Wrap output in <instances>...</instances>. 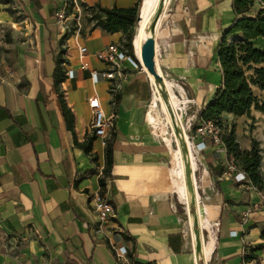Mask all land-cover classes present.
Here are the masks:
<instances>
[{
    "label": "crops",
    "instance_id": "obj_1",
    "mask_svg": "<svg viewBox=\"0 0 264 264\" xmlns=\"http://www.w3.org/2000/svg\"><path fill=\"white\" fill-rule=\"evenodd\" d=\"M142 2L0 0V264H246V259L264 264V201L254 207L259 193L237 182L212 151L199 153L187 142L189 124L222 88L223 39L244 16L261 26L264 2L255 0L248 13L237 15L234 0H164L147 32L155 38L156 67L170 85L171 106L172 93L176 108L187 103L181 114L188 120L184 137L179 110L169 106L180 139L186 137L181 158L169 126L183 213L175 203L169 147L149 127L157 86L134 44L137 25L128 46L123 32L87 21L99 6H138L139 12ZM66 6L80 15V32L65 34L55 24L52 13ZM30 24L32 34L26 29ZM253 43L264 49V37ZM109 44L122 45L138 67L100 61L96 54ZM82 46L88 50L85 58ZM84 61L88 69L81 68ZM70 69L77 71L73 79L67 76ZM111 69L115 78L98 83L91 78L92 71ZM253 90L264 101V90L256 85ZM94 98L113 117L111 138L93 132ZM254 119L251 131L248 123ZM221 122L224 130L234 131L242 151H250L254 140L264 150L263 112L254 107L250 116L224 112ZM98 193L113 204L116 217L94 239L92 199ZM248 210L244 232L235 235ZM114 231L126 243L125 257H117L111 245ZM25 238L32 248L15 249Z\"/></svg>",
    "mask_w": 264,
    "mask_h": 264
},
{
    "label": "trees",
    "instance_id": "obj_2",
    "mask_svg": "<svg viewBox=\"0 0 264 264\" xmlns=\"http://www.w3.org/2000/svg\"><path fill=\"white\" fill-rule=\"evenodd\" d=\"M254 5L255 0H234L237 15L248 13ZM137 17L138 6L111 9L99 6L87 16V21L94 23V27H101L111 33L123 32L127 39L126 43L130 46L135 34ZM231 37L238 40H230ZM259 37H264V26H259L255 18L248 16L238 19L227 32L219 53L223 74L222 88L218 90L206 110L199 114L193 131L200 118L222 124L221 117L224 112L243 116L249 115L254 107L264 113V101H261L253 90V85L264 90V49L256 47L253 43ZM57 61L61 62L60 59ZM60 72V68L55 71L56 84L61 80ZM223 140L237 164L251 181L264 191V177L260 168L262 155L258 142L253 141L250 151H242L233 130L226 131ZM107 152H110V147Z\"/></svg>",
    "mask_w": 264,
    "mask_h": 264
},
{
    "label": "built area",
    "instance_id": "obj_3",
    "mask_svg": "<svg viewBox=\"0 0 264 264\" xmlns=\"http://www.w3.org/2000/svg\"><path fill=\"white\" fill-rule=\"evenodd\" d=\"M55 24L65 33H76L80 32L82 24L80 15L69 10V6L60 8L52 13ZM29 34L34 33L33 24L26 26ZM81 57L85 58L88 54V50L85 46L80 47ZM97 57L100 61L110 65H117L121 61H128L132 66L138 67L136 60L128 55L123 46L119 44H109L103 50L98 52ZM82 69H88L89 64L87 62L82 63ZM69 78H75L77 71L70 69L67 72ZM116 77L114 69L111 71H92L91 78L96 82L109 80ZM157 89V88H156ZM90 107L94 110V117L92 123V129L97 137L104 139L111 138L115 132V123L113 117H107L102 109L101 103L97 98L90 100ZM179 110V108L177 109ZM176 110V111H177ZM182 111V107L180 108ZM178 112V111H177ZM193 124H189V128ZM195 135L191 136L193 141V149L197 152H203L206 150L212 151L214 158L219 161L228 171L235 174V180L237 182L248 185V187L255 189L260 196L259 202L254 204L255 208L260 207V203L264 201V191L260 190L248 177L245 171L237 164L236 160L229 154L226 143L223 140V135L226 130L221 124H218L211 120L199 119L198 125L194 130ZM92 212L95 214L96 222L91 225V234L93 238H97V234L104 232L110 222L116 217V209L113 204L105 198L101 193L95 194L92 199ZM248 210L241 221L240 230L233 231L235 235L239 232H244L246 224L248 223ZM30 238L20 239L14 245L15 249L27 251L32 248ZM111 245L115 250L117 257L122 258L127 255L128 248L118 231H114ZM247 264V259L245 261Z\"/></svg>",
    "mask_w": 264,
    "mask_h": 264
},
{
    "label": "water",
    "instance_id": "obj_4",
    "mask_svg": "<svg viewBox=\"0 0 264 264\" xmlns=\"http://www.w3.org/2000/svg\"><path fill=\"white\" fill-rule=\"evenodd\" d=\"M145 9H146V0H143L138 12V17L136 21L137 32L135 34L134 40L138 37L139 27L143 24ZM155 58H156L155 38L152 35H150L145 39L142 45V61L148 72L154 77L156 81V85L159 88V94L161 95L162 98L161 101L163 100L165 102V105L168 107V100L165 99L164 97L165 93L167 92V84L165 82L164 77L157 70ZM163 112L169 116L167 120L165 119ZM169 126L173 131L176 140L179 144V150H178L179 157L180 155L183 157L182 150L187 146L185 143L183 145L181 144L179 131L177 129L176 123L174 122L173 115H171L167 110L164 109L163 103L161 105H158L157 103L154 104L149 113V127L154 134L161 136L163 141L169 147L170 155H171L170 161L172 165V174H173L174 198H175V203L178 206V209H180V206L183 203V196L181 192L180 176H179L178 164H177L178 153L175 151L173 140L171 138V133L169 131Z\"/></svg>",
    "mask_w": 264,
    "mask_h": 264
},
{
    "label": "bare ground",
    "instance_id": "obj_5",
    "mask_svg": "<svg viewBox=\"0 0 264 264\" xmlns=\"http://www.w3.org/2000/svg\"><path fill=\"white\" fill-rule=\"evenodd\" d=\"M158 3H159V0H146V9H145V13H144V19H143V24L139 27V30H138V37L135 39L134 41V44H135V47L138 51V54H139V57L141 59V49H142V45L145 41V39L147 38L148 34H147V29H148V25L150 23V20L155 12V9L157 8L158 6ZM261 26H264V19L261 20L260 22ZM151 78L152 80L155 82L156 84V81L154 79V77L151 75ZM167 83V82H166ZM157 86V85H156ZM167 86L170 87V85L167 83ZM156 93H155V96H154V102L155 104L161 100V95L159 94V88L158 86L156 87ZM172 97H173V102L174 104L178 105V100L176 99L174 93H172ZM162 103H163V106H164V109L167 110L170 114V109H169V106H171V102L168 101V107L165 105V102L162 100ZM171 106V109L175 110L176 111V106ZM172 115V114H171ZM181 118L179 117L178 120H180ZM189 147V146H188ZM178 158V157H177ZM179 161V160H178ZM177 161V164H179V162ZM178 172H179V168H178ZM179 176H180V172H179ZM180 186H181V192H182V196H183V190H182V185L180 183ZM200 213L202 215V211L200 210Z\"/></svg>",
    "mask_w": 264,
    "mask_h": 264
},
{
    "label": "rangeland",
    "instance_id": "obj_6",
    "mask_svg": "<svg viewBox=\"0 0 264 264\" xmlns=\"http://www.w3.org/2000/svg\"><path fill=\"white\" fill-rule=\"evenodd\" d=\"M163 1H164V0H159L158 6H157V8L155 9V12H154V14H153V16H152V18H151V20H150V23H149V25H148L147 32L150 30L151 23H152L154 17L156 16V14H157V12H158L160 6L162 5ZM230 40H238V39H235V37H231ZM167 92H168V91H167ZM167 92H166V95H164V97H165V99H167V100L169 101V100H171V98H170V93H167ZM182 101H183V99H182ZM185 105H187L186 102H185V104H184V103H182V104L180 103V107H179V114H180V115H178L180 118H181V114L183 113V111H181L180 108L183 107V106H185ZM176 109H178V107H177ZM250 114H251V113H250ZM250 114H249V116H250ZM197 120H198V119H197ZM197 120L193 123V125L197 122ZM255 121L257 122L256 119L252 120V121L249 122V123L247 122V123H248V126H249V128H250L251 131H253V129L256 128V125H254V124H255ZM178 122H179V128H180V131H181V135L183 136V133H184V130H185V126L188 124V120H185V121H184L183 119H180V120H178ZM192 130H193V126L191 127V130H190V131H192ZM263 130H264V126H263ZM171 131H172V130H171ZM182 132H183V133H182ZM173 134H174V133H173ZM193 135H195V132H194V131H192V134H191L189 137H187V142H188V143L191 142V145H192V143H193V141L191 140V139H192L191 136H193ZM183 137H184V136H183ZM171 138H172V137H171ZM185 139H186V137L180 139V141L182 140V141H181V144H184L183 141H185ZM175 141H177V140H175ZM177 143H178V142H177ZM175 145H176V147H177V150H179V144H175ZM175 145H174V148H175ZM258 145H259V143H258ZM192 148H193V145H192ZM259 148H260L261 153H262V160H261L260 168H261V170L264 172V150L261 149L260 146H259ZM193 150H194V149H193ZM180 157L183 158L181 155H180ZM179 211H180L181 213H183L182 208H180Z\"/></svg>",
    "mask_w": 264,
    "mask_h": 264
}]
</instances>
